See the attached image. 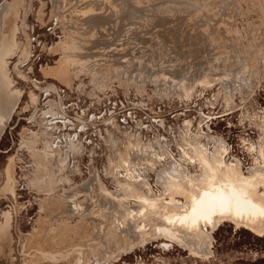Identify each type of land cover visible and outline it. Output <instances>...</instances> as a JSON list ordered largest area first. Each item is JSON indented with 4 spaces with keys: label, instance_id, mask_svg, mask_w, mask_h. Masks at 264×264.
Masks as SVG:
<instances>
[{
    "label": "rangeland",
    "instance_id": "rangeland-1",
    "mask_svg": "<svg viewBox=\"0 0 264 264\" xmlns=\"http://www.w3.org/2000/svg\"><path fill=\"white\" fill-rule=\"evenodd\" d=\"M2 7L0 89L19 99L0 140V189L8 176L13 189L0 264H264V231L227 217L200 224L206 254L162 235L112 240L203 196L238 202L246 179L264 197V0Z\"/></svg>",
    "mask_w": 264,
    "mask_h": 264
},
{
    "label": "crops",
    "instance_id": "crops-1",
    "mask_svg": "<svg viewBox=\"0 0 264 264\" xmlns=\"http://www.w3.org/2000/svg\"><path fill=\"white\" fill-rule=\"evenodd\" d=\"M3 9L1 10L0 13H3ZM6 89H0V94L2 95V97H0V140L4 134V131L7 127V124L9 122V120L11 119L12 115H13V112H14V109H15V106L18 102V99H19V95L18 94H15L13 97H9L8 94H7V91H5ZM10 110V111H9ZM180 173V172H179ZM179 178V176H178ZM181 189L180 187H176V186H171L170 189L167 190V193L168 194H173L176 190H179ZM248 192H249V189L248 188H245ZM10 190L11 192L13 191V189L11 188V178L10 176H8V179L6 181V183L3 185V187L0 189V199L3 198V196L5 195L6 191ZM246 190H243L244 192H247ZM181 191V190H179ZM101 194V193H100ZM223 198V197H222ZM227 199L225 200L223 198V202L226 203V205L230 208V207H239V204H243V203H239L236 202L234 204L231 197H230V194L228 193V196L226 197ZM229 198V199H228ZM245 198V197H244ZM243 198V199H244ZM263 200H264V197H261ZM260 198V200H262ZM103 199H104V196H103ZM245 200V199H244ZM242 201L244 202V205H246L249 201ZM232 202V203H231ZM246 202V203H245ZM261 204H263L262 201H259ZM258 203V204H260ZM252 204V202H251ZM257 204V203H256ZM255 203L253 205H256ZM230 205V206H229ZM234 205V206H233ZM192 209L189 210L188 212L186 213H174V212H169V211H163V212H160L159 214H153L150 216L149 220L146 219V221L148 223L144 224L143 220L141 221V223L143 222V226H149L147 229V233L144 234L143 231H146L145 229H136L135 226H133V224H129V225H120L119 228L117 227V231H115V233L112 235V238L113 240L115 238H121L122 241H124L123 243L120 242H117V240H114L113 242L115 244H117L118 246L120 245L121 248H128L129 250L133 249L134 247L136 246H142L144 244H146L145 242L149 241L150 239L154 238V237H157V235H168V237L170 238H175L176 241L180 240L179 243L183 242L184 244L186 243L185 241V237H193V236H186V235H183V233H177L176 231L173 230V228L171 227L172 225L171 224H175L176 226H178V228H181L183 227L185 230H189L188 233L190 235L194 234V231L196 232L195 233V236L196 235H199V236H196L197 238H194L196 240V242L194 243L195 246H200L203 244V242L205 241V235L202 233V231H200L199 229V225L201 223H203V220L199 217V214H198V208L199 206H193L191 205ZM231 209V208H230ZM164 214V215H163ZM2 220L0 221V253H3V254H6L8 253V247H9V244H10V229H11V224H12V216L10 213H7V211H4L2 213ZM226 217V216H225ZM228 220H229V217L227 216ZM188 219L190 220V224H188ZM221 220V219H220ZM231 221V219H230ZM220 222V221H219ZM218 222V223H219ZM150 225H147L149 224ZM205 223V222H204ZM217 223V224H218ZM239 223V222H238ZM207 224V223H206ZM243 224V223H242ZM153 225V226H152ZM195 225V226H194ZM209 225V224H208ZM246 225V224H244ZM140 226V225H139ZM187 226V227H186ZM197 226V227H196ZM123 227V228H122ZM125 227V228H124ZM132 227V228H130ZM154 227V228H153ZM149 228H153V229H156V230H151V232L149 231L150 229ZM188 228V229H187ZM126 229V230H125ZM134 229V230H133ZM170 229V230H169ZM132 230V231H131ZM198 230V231H197ZM119 231V233H117ZM200 231V232H199ZM129 232V234H128ZM139 232V233H138ZM126 233L128 234L126 236ZM133 235H132V234ZM152 235H151V234ZM156 233H159V234H156ZM161 233V234H160ZM163 233V234H162ZM187 233V234H188ZM198 233V234H197ZM202 233V234H201ZM122 235V236H119ZM149 234L150 237H147V235ZM156 234V235H155ZM116 235V237H115ZM130 235V236H129ZM143 235L145 236V239L143 241ZM132 236V237H131ZM137 236V237H136ZM138 236H140L138 238ZM173 236V237H172ZM183 236H185L183 238ZM126 237V238H125ZM177 237V238H176ZM203 237V238H202ZM142 238V239H141ZM149 238V239H147ZM202 238V240H200ZM199 239V240H198ZM131 241V244L130 242ZM136 241V242H135ZM138 241V242H137ZM142 241V242H141ZM199 242V243H198ZM202 242V243H201ZM106 243V244H105ZM113 243V244H114ZM119 243V244H118ZM122 244V245H121ZM136 244H139V245H136ZM188 243L185 244V247H187ZM103 245H107V242H103ZM129 245V246H128ZM132 245V246H131ZM134 245V246H133ZM123 246V247H122ZM125 246V247H124ZM191 245V243L189 244V246L187 248H189ZM132 247V248H131ZM191 251H193L190 247ZM194 252V251H193Z\"/></svg>",
    "mask_w": 264,
    "mask_h": 264
},
{
    "label": "bare ground",
    "instance_id": "bare-ground-1",
    "mask_svg": "<svg viewBox=\"0 0 264 264\" xmlns=\"http://www.w3.org/2000/svg\"><path fill=\"white\" fill-rule=\"evenodd\" d=\"M18 2V1H17ZM5 4V3H4ZM5 8V7H4ZM2 9H3V7H2ZM16 10V9H15ZM16 12H17V10H16ZM0 14H2V13H0ZM1 19V18H0ZM4 46L6 47V46H8V44L6 43V41H5V36L4 35H1V40H0V55L1 54H3V53H5V52H3V51H1V48H4ZM7 49H8V47H7ZM6 49V50H7ZM10 49V48H9ZM8 49V50H9ZM7 52V51H6ZM8 94V93H7ZM8 96H9V94H8ZM10 111V110H9ZM204 165V164H203ZM210 165V164H209ZM208 166V165H207ZM212 166V165H211ZM210 166V167H211ZM226 167V166H225ZM229 167V166H228ZM172 168V167H171ZM170 168V169H171ZM168 169V168H167ZM213 169V168H212ZM228 169V168H227ZM204 170V169H203ZM162 172V171H161ZM177 173V172H176ZM226 173V172H225ZM228 173H229V170H228ZM218 174V173H217ZM162 175V174H161ZM160 175V176H161ZM178 175V174H177ZM229 175H230V173H229ZM228 175V176H229ZM232 175H230V177H231ZM237 176V175H236ZM234 177V176H233ZM167 178H168V176H167ZM228 178L229 177H227V180H228ZM236 178V177H235ZM235 178H230V180L231 179H233V180H235L234 182H235V184H234V182H233V180H231L233 183H230L229 182V184H228V186L231 188V186H230V184H234V185H237V184H239V182H238V177H237V179H235ZM222 179V178H221ZM243 180H245V178H242ZM213 180V179H212ZM223 180V179H222ZM229 180V181H230ZM250 180V179H249ZM160 181V180H159ZM237 181V182H236ZM239 181H241V179H239ZM164 182V181H163ZM192 182V181H191ZM244 182V183H243ZM243 182H240L241 184H240V187L242 188L243 186H241L242 184H244V186H245V188H247L248 187V184H246V182H247V179L245 180V181H243ZM213 183V182H212ZM248 183V182H247ZM138 184V183H137ZM246 184V185H245ZM211 185V184H210ZM213 185V184H212ZM211 185V186H212ZM216 185V184H215ZM250 185V187H249V189H252L251 188V186L253 185V184H249ZM257 185V183L255 184L254 183V186H252V187H255ZM90 186V185H89ZM209 186V185H208ZM247 186V187H246ZM85 187V186H84ZM104 187V186H103ZM135 187V186H134ZM163 187H164V185H163ZM238 186H236L235 188H237ZM237 188V189H241V188ZM258 186H256L255 188H257ZM144 188V187H143ZM216 188V187H215ZM227 188V187H226ZM232 188H233V190H235L234 189V187L232 186ZM245 188H242L243 190H246ZM126 189H127V187H126ZM125 189V190H126ZM229 189V188H228ZM241 189V190H242ZM217 190V189H216ZM232 190V189H231ZM230 190V191H231ZM232 190V191H233ZM127 191V190H126ZM183 191V190H182ZM247 191V190H246ZM256 190H254V192H255ZM184 192V191H183ZM234 192V191H233ZM237 192V191H236ZM236 192H234L235 194H237ZM238 192H239V190H238ZM253 192V193H254ZM258 192V191H257ZM109 193V192H108ZM250 195H249V193H248V191H247V194L246 193H244L245 195H243L244 197L246 196V195H249L250 197H251V195L252 196H254L253 195V193H252V191H250ZM231 194V193H230ZM234 194V195H235ZM239 194V193H238ZM237 194V195H238ZM243 194V193H242ZM257 194H260V193H256V195ZM237 195L235 196L236 197V199H237ZM255 195V199H251V200H253V202L252 201H250V197L249 198H247L246 197V199L248 200L249 199V202L246 204V205H244V202H242V198H244L243 196H241V193H240V195H238L239 197H242V198H240V200H239V202H238V204L239 203H243L242 205L241 204H239V207H235L234 205V207H228L227 205H226V203L225 202H223V198H222V196H220V195H213L212 194V196H214V197H207V196H203V198H201V201H200V199H194L193 200V202H192V205L193 206H197L196 204L199 202V204H198V206H199V208H198V214H199V217L203 220V222H205V223H207V224H209L210 225V227L211 228H214L216 225H217V223L220 221V219L222 218V217H229V220L231 219V221H236V222H239V223H243V224H246V226H248L249 228H251L252 230H254L255 232H262V231H264V200L262 199V200H260V198H258L259 200L257 201L256 199H257V197H261V195L259 196H256ZM118 196V195H117ZM137 196V195H136ZM140 196V195H139ZM145 197V196H144ZM100 198V197H99ZM115 198V197H114ZM139 198V197H138ZM252 198H254V197H252ZM72 199V198H71ZM116 199V198H115ZM120 199V198H119ZM229 199V198H228ZM245 199V198H244ZM243 199V200H244ZM111 200V199H110ZM117 201V200H116ZM123 201V200H122ZM125 201V200H124ZM140 201V200H139ZM191 201V200H190ZM241 201V202H240ZM245 201V200H244ZM257 201V202H256ZM259 201H262L263 202V204H261ZM118 202H120V201H118ZM161 202H162V200H161ZM237 202V201H236ZM251 202H252V204H251ZM254 202H255V204L256 205H253L254 204ZM100 203V202H99ZM143 203V202H142ZM232 203V202H231ZM234 203V202H233ZM246 203V202H245ZM258 203H260V204H258ZM123 204V203H122ZM235 204V203H234ZM71 205V204H70ZM99 205V204H98ZM119 205V204H118ZM126 205H128V204H126ZM125 205V206H126ZM137 205H138V203H137ZM140 205V204H139ZM144 205V204H143ZM100 206V205H99ZM124 206V207H125ZM136 206V205H135ZM230 206V205H229ZM87 207H89V206H87ZM170 207V206H169ZM75 208V207H74ZM117 208V207H116ZM189 208H190V206H189ZM138 209V208H137ZM143 209V208H142ZM131 210V209H130ZM144 210V209H143ZM167 210V209H166ZM105 211V210H104ZM135 211V210H134ZM143 212V211H142ZM161 212V211H160ZM178 212V211H177ZM85 213V212H84ZM131 214V213H130ZM105 215H106V213H105ZM146 215V214H145ZM164 215V214H163ZM105 217V216H104ZM115 217V216H114ZM139 217V216H138ZM106 218V217H105ZM227 219V218H226ZM96 220V219H95ZM100 221H102V220H100ZM138 221V220H137ZM141 222V221H140ZM144 222V221H143ZM143 222H142V226H143ZM146 223H148V222H146ZM103 224V223H102ZM122 225V224H121ZM138 225V224H137ZM147 225H150V223L149 224H147ZM172 226V228H173V230L174 231H176L177 233H183V235H186V236H193L194 238H197L196 236H199V235H196L195 236V231H194V234H192V235H190L189 233H188V231L189 230H185L183 227H181V228H178V226H176L175 224H171ZM134 226V225H133ZM141 225L139 226V228L140 227H142ZM153 226V225H152ZM195 226V225H194ZM200 226V225H199ZM86 227H88V225L86 226ZM149 227V226H148ZM148 227H146V228H148ZM187 227V226H186ZM197 227V226H196ZM89 228V227H88ZM113 228V227H112ZM118 228H119V226H118ZM123 228V227H122ZM125 228V227H124ZM130 228H132V227H130ZM154 228V227H153ZM152 228V229H153ZM99 229H100V227H99ZM101 229H102V226H101ZM101 229H100V231H101ZM110 229H111V227H110ZM137 229V228H136ZM145 229V228H144ZM150 230V232H151V228H149ZM157 229V228H156ZM156 229H153V230H156ZM188 229V228H187ZM116 230V229H115ZM126 230V229H125ZM134 230V229H133ZM139 230V229H138ZM142 230H143V228H142ZM148 230V229H147ZM170 230V229H169ZM117 231V230H116ZM132 231V230H131ZM140 231V230H139ZM198 231V230H197ZM144 232V234L145 233H147V231H143ZM200 232V231H199ZM98 233H99V231H98ZM102 233V232H101ZM117 233H119V231L117 232ZM139 233V232H138ZM188 233V234H187ZM128 234H129V232H128ZM127 233H126V236L128 235ZM132 234V233H131ZM151 234V233H150ZM153 234V233H152ZM151 234V235H152ZM156 234H159V233H156ZM155 234V235H156ZM161 234V233H160ZM163 234V233H162ZM198 234V233H197ZM202 234V233H201ZM112 235V234H111ZM133 235V234H132ZM150 235V236H151ZM119 236H122V235H120L119 234ZM130 236V235H129ZM149 236V234L147 235V237H150ZM162 236H164V235H162ZM167 237H168V235H166ZM115 237H116V235H115ZM132 237V236H131ZM137 237V236H136ZM140 236H138V238H139ZM157 237H158V235H157ZM159 237H160V235H159ZM173 237V236H172ZM185 236H183V238H184ZM193 237H185L184 239H185V241H186V243H188L187 245L189 246V244L191 243V245L192 246H190L191 247V249L194 251V252H196V253H203V254H206L207 252H208V239L207 238H205V241L203 242V244L202 245H200V246H195V242H196V240L193 238ZM126 238V237H125ZM177 238V237H176ZM203 238V237H202ZM202 238L200 239V240H202ZM111 239V238H110ZM142 239V238H141ZM144 239H145V236L143 235V241H144ZM147 239H149V238H147ZM175 239V238H174ZM113 240V239H112ZM114 240H117V242H119V240H120V242L122 241L121 240V238L119 237L118 239L117 238H115ZM113 240V241H114ZM199 240V239H198ZM180 240H178V242H179ZM124 241H122L121 243H123ZM130 242V244H131V241H129ZM136 242V241H135ZM138 242V241H137ZM142 242V241H141ZM184 242V241H183ZM182 242V244H184ZM125 243V242H124ZM145 243H147V241L145 242ZM181 243V242H180ZM185 243V244H186ZM197 243V242H196ZM199 243V242H198ZM202 243V242H201ZM106 244V243H105ZM119 244V243H118ZM184 244V245H185ZM122 245V244H121ZM136 245H139V244H136ZM129 246V245H128ZM132 246V245H131ZM134 246V245H133ZM187 246V247H188ZM113 247V246H112ZM123 247V246H122ZM125 247V246H124ZM190 247L188 248V249H190ZM132 248V247H131ZM109 251V250H108ZM115 254V253H114ZM107 256V255H106ZM109 256V255H108ZM112 256V255H111ZM114 256V255H113Z\"/></svg>",
    "mask_w": 264,
    "mask_h": 264
}]
</instances>
